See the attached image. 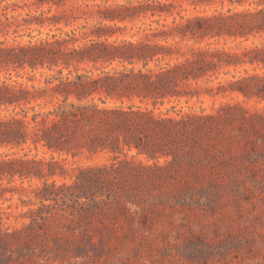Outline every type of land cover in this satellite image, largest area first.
<instances>
[{"label": "trees", "instance_id": "obj_1", "mask_svg": "<svg viewBox=\"0 0 264 264\" xmlns=\"http://www.w3.org/2000/svg\"><path fill=\"white\" fill-rule=\"evenodd\" d=\"M174 1L0 0V35L5 36L0 40V70L5 72L0 75V197L28 190L7 186L5 179H41L42 185L30 189L40 206L26 213L29 226L42 228L60 216L53 205L58 198L71 215H92L99 204L90 195L95 186L109 183L123 166L144 177V166L134 168L118 152L135 147L152 158L166 155L155 137H169L186 126H210L220 118L195 113L176 118L135 103L107 105V97L137 96L154 105L192 97L200 91L191 89L193 82L201 87V80L209 81L221 69L229 73L244 65L254 71L246 68L219 83L216 92L213 86L206 91L264 97V71H255L256 66L264 68V0H227L226 6L220 0L222 6L212 10L200 7L214 0H190L193 14ZM141 16L149 21L136 26L131 38L119 36L127 29L119 23ZM23 25H48L59 32L7 39L11 29L18 32ZM246 113L228 115L254 124V116ZM84 150L111 151L114 161L71 169L62 164V155L77 156ZM67 174L71 183L54 179ZM69 194L75 202H68ZM9 214L1 212L0 232L14 237L19 229L10 232L3 222Z\"/></svg>", "mask_w": 264, "mask_h": 264}, {"label": "rangeland", "instance_id": "obj_2", "mask_svg": "<svg viewBox=\"0 0 264 264\" xmlns=\"http://www.w3.org/2000/svg\"><path fill=\"white\" fill-rule=\"evenodd\" d=\"M135 1L96 0L107 4ZM174 2L187 8V14L196 12L190 0ZM221 6L220 0H214L200 9ZM144 21L149 18L119 23L127 26L119 36L131 38ZM47 32L59 30L23 25L18 32L11 29L6 37L22 41L45 37ZM4 38L0 35V40ZM246 68L254 71L250 65L231 68L229 73L221 69L209 81L201 80V87L193 82L191 89L200 90L194 96L167 98L157 105L137 96L107 97V105L135 103L176 118L183 113L220 118L210 126H186L169 137H155L154 142L169 152L166 155L158 153L152 158L135 147L118 152L134 168L144 166V177L123 166L109 183L90 191L99 204L88 217L71 215L65 211L64 199L58 198L53 205L60 216L49 219L42 228L29 226L31 218L26 213L40 206L30 189L42 185V180L5 179L7 186L24 185L28 190L7 191L0 197V214L11 212L4 216L5 227L20 231L14 237L0 232V264H264V97L206 91L213 86L216 92L219 83ZM255 71L262 73L264 68L256 66ZM4 73L0 70L2 77ZM242 109L254 116V124L228 115L241 114ZM113 156L108 150H84L77 156L62 155V164L67 169L110 164ZM54 179L58 184L72 182L70 174ZM66 199L73 203L77 198L69 194Z\"/></svg>", "mask_w": 264, "mask_h": 264}]
</instances>
